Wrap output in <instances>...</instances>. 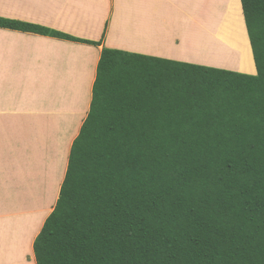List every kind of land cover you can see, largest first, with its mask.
Masks as SVG:
<instances>
[{"label":"trees","instance_id":"trees-1","mask_svg":"<svg viewBox=\"0 0 264 264\" xmlns=\"http://www.w3.org/2000/svg\"><path fill=\"white\" fill-rule=\"evenodd\" d=\"M231 1L217 40L249 69ZM240 3L254 75L101 49L36 264H264V0Z\"/></svg>","mask_w":264,"mask_h":264},{"label":"crops","instance_id":"crops-1","mask_svg":"<svg viewBox=\"0 0 264 264\" xmlns=\"http://www.w3.org/2000/svg\"><path fill=\"white\" fill-rule=\"evenodd\" d=\"M209 2L0 0V17L37 24L75 38L0 27V264H36L33 241L57 200L72 141L89 110L103 47L256 74L243 14L248 51L244 61L249 69L237 67L239 58L232 49L225 56L228 63L203 60L205 53L194 47L198 44L194 45L192 36L186 35L184 28L191 27L192 18L196 22L205 19V25L208 19L214 21L207 13ZM224 9L220 11L225 15L228 10ZM23 130L33 132L30 137L15 140L16 131ZM57 169L61 181L48 205L49 179ZM27 171L44 173V193L31 188V180H22ZM12 196L15 199L10 200ZM46 206L49 210L43 214Z\"/></svg>","mask_w":264,"mask_h":264},{"label":"rangeland","instance_id":"rangeland-1","mask_svg":"<svg viewBox=\"0 0 264 264\" xmlns=\"http://www.w3.org/2000/svg\"><path fill=\"white\" fill-rule=\"evenodd\" d=\"M227 1L228 0H222V1H220V0H217V1L212 0L211 1L210 0V2L208 3V9H210V10H208L207 13H208L209 17L212 16L214 18V21L209 22V19H208V23H207V25H205L204 24L205 19H202L201 20L202 23H201L200 21L196 22L194 20L195 18L194 19L192 18L191 19L192 25L190 24L191 27H189L190 25H188L189 28H184L186 35L192 36L194 45L198 44V46H194V47L195 48L200 47L199 49L201 51H203V53H205L203 60H206V58H207L208 61H212L213 63H219V61H216V60H219L218 59L219 55H218L217 51L215 50L214 44L217 43V31H218L219 25L221 23L222 11H220V9L227 4ZM235 3L236 2H232L231 5H234ZM228 7H231V6L229 5ZM235 9L233 11L231 10L230 14H232L234 16H239L238 20L240 21V23H242L244 36L246 39V32H245V28H244V24H243L242 12L240 9L239 1H238L237 8L235 7ZM227 14H228V11L225 12L223 22L225 21ZM183 19H184V17H182L181 22ZM245 39H244V41H245ZM229 49L231 50V48H229ZM219 51H221V50H219ZM211 56H213V57H211ZM32 132H33L32 130L16 131L14 139L17 140V139H19V137H23L25 139V137H30L31 136L30 134ZM18 164H19V162H16V167L18 166ZM28 172L29 171H27V173L24 174V176L22 177V180H24V179H25L24 181L31 180L30 181L31 188H33L34 190H35L34 187H36V190L42 189V191L44 193L45 184L47 185V181H46L47 179H45L46 177L43 175L44 173L42 175H36L33 173H28ZM49 172H50V170L48 171V173ZM17 180H18V178L16 179V181ZM11 181L14 182L15 179L11 178ZM60 181H61V172H60V170L57 169L49 179V194H48V201L49 202H48V205L52 204L53 198L57 192V188H58ZM37 183H38V185H37ZM41 197H43V200H44V198L46 196L41 195ZM12 199H15V197L13 198V196H12L10 198V200H12ZM46 199H47V197H46ZM47 207L48 206H46L43 209V211H42L43 214H46L47 211L49 210V207L48 208ZM29 236H30V234H29ZM25 249H26V242L24 244V249H23V253L26 256V253L24 252ZM22 257L23 256H21L19 258L22 259ZM25 264H27V263H25Z\"/></svg>","mask_w":264,"mask_h":264},{"label":"bare ground","instance_id":"bare-ground-1","mask_svg":"<svg viewBox=\"0 0 264 264\" xmlns=\"http://www.w3.org/2000/svg\"><path fill=\"white\" fill-rule=\"evenodd\" d=\"M215 46V50L217 51L218 55L221 56V55H228V50L217 40V43L214 44ZM221 50V51H219ZM222 57V56H221Z\"/></svg>","mask_w":264,"mask_h":264}]
</instances>
